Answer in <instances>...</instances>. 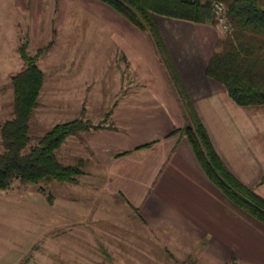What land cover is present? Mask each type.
<instances>
[{"label": "crops", "instance_id": "1", "mask_svg": "<svg viewBox=\"0 0 264 264\" xmlns=\"http://www.w3.org/2000/svg\"><path fill=\"white\" fill-rule=\"evenodd\" d=\"M36 1L44 0H20L16 8L35 9ZM46 1L48 9L57 8L58 1L67 2ZM24 16L29 18L26 12ZM154 20L216 155L234 179L264 199V182L260 183L264 175V113L257 109L264 107L235 105L225 89L206 76L208 60L221 38L218 30L166 17ZM136 30V41L128 44L121 33L113 32L137 79L117 87L122 96L100 104H110L108 124L115 129L85 134L82 144L92 160L90 182L73 184L86 185L98 201L119 200L126 211L120 209L117 214L109 206L95 207L76 196L48 197L46 207L30 218L31 234L36 240L42 236L43 243L35 263H81L89 254L84 247H98L100 237L109 249H115L108 242L114 243L117 230L122 229L127 236L120 235L118 242L126 264H141L129 261L128 250L138 245L139 251L144 250L140 241L134 244L135 239L129 236L134 222L136 236L143 243L148 232L154 233L162 249L175 259L187 260L186 264H264V225L228 200L205 175L186 138L173 132L186 124L182 104L150 36ZM149 46L159 73L142 57V48ZM130 55H134L133 63ZM135 65L141 66L138 73ZM117 153L126 155L115 158ZM39 198L43 199L39 195L31 201L44 200ZM115 214L119 218L126 215L127 222L108 225Z\"/></svg>", "mask_w": 264, "mask_h": 264}, {"label": "rangeland", "instance_id": "2", "mask_svg": "<svg viewBox=\"0 0 264 264\" xmlns=\"http://www.w3.org/2000/svg\"><path fill=\"white\" fill-rule=\"evenodd\" d=\"M19 1L0 0V128L5 121L12 118L11 77L23 68L18 47L26 42L28 54L35 55L37 49L44 47L51 40V48L37 62L44 73V83L38 106L29 122L28 146L36 145L39 138L56 124L73 119L81 118L93 124L107 125L108 121L104 119L111 106L100 104L122 96L123 91H119L117 87L137 79L121 54V51H124L121 42L115 43L114 33H121L128 44L136 41L139 32L120 15L98 2L58 1L57 8L48 9L50 4L44 0L33 2L35 9L26 11L17 10L16 2ZM21 6L28 8L26 4ZM24 12L29 18L25 19ZM216 29L220 39H223L227 33L218 25ZM154 54L151 46L142 48V57L146 59L147 66L159 73L160 68ZM133 56L130 55L132 63ZM135 66L138 73L141 66ZM257 109L264 113V108ZM84 137V133L69 137L56 152L58 161L63 165L82 162L84 174L78 177L79 184L90 182L92 172L90 151L82 144ZM2 151L0 137V152ZM40 188L45 194H41ZM39 195L43 197L44 200L39 198L43 201H31ZM60 195L76 196L95 207L98 204L106 205L117 214L121 210L126 211V207L117 199L113 202L110 200L109 203L98 201L96 194L86 185L80 188L68 183L32 185L14 181L9 189L0 191V264H36V255L42 254L43 243L42 236L36 240L31 234L33 229L30 218L46 207L48 197L56 199ZM115 221L127 222V216L119 218L115 214V217L108 221V225ZM133 224L134 222L130 228L133 234L129 236L135 239L134 244L140 241L141 249L144 250L139 251V245L128 250L132 257L129 261H139L141 264L187 263V260L175 259L165 248L162 249L156 243L158 241L154 233L148 232L146 242L143 243L136 236L137 228ZM104 225L106 226V222ZM117 232L114 243L108 242L114 245L115 249H109L100 237L98 247L94 244L90 248L84 247L89 253L88 257L78 264H126L122 243L118 242V237H126L127 233L122 232V229Z\"/></svg>", "mask_w": 264, "mask_h": 264}, {"label": "trees", "instance_id": "3", "mask_svg": "<svg viewBox=\"0 0 264 264\" xmlns=\"http://www.w3.org/2000/svg\"><path fill=\"white\" fill-rule=\"evenodd\" d=\"M103 4L136 29L148 33L160 61L170 76L182 104L186 124L173 132L185 137L208 179L237 207L264 225V199L239 183L226 170L216 155L210 140L194 110L176 70L170 63L155 17L208 24L216 27L212 5L222 3L230 32L216 44L208 60L206 76L220 84L237 106H264V0H89ZM53 41L37 49L35 55L26 51V42L18 47L23 68L11 77L13 89L12 118L0 128L3 151L0 152V191L14 181L24 184H78L82 176L81 161L63 165L56 152L71 136L101 129H115L112 123L93 124L89 120L73 119L53 126L34 146H28L29 122L38 106L44 83V73L38 59L51 48ZM110 113H106L105 121ZM109 122V121H108ZM126 155L117 153L115 158ZM264 182V175L260 183ZM41 194H45L40 188ZM230 264H235L231 262Z\"/></svg>", "mask_w": 264, "mask_h": 264}, {"label": "built area", "instance_id": "4", "mask_svg": "<svg viewBox=\"0 0 264 264\" xmlns=\"http://www.w3.org/2000/svg\"><path fill=\"white\" fill-rule=\"evenodd\" d=\"M213 16L217 22V25L224 33L230 32V26L228 23L226 9L222 3H214L212 5Z\"/></svg>", "mask_w": 264, "mask_h": 264}]
</instances>
